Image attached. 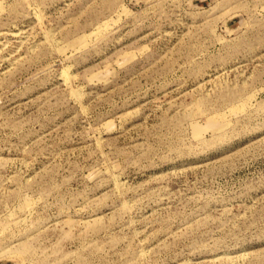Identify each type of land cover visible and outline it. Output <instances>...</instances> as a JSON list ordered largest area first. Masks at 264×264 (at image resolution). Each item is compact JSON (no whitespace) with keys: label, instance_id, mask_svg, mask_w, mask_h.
<instances>
[{"label":"rangeland","instance_id":"374dc122","mask_svg":"<svg viewBox=\"0 0 264 264\" xmlns=\"http://www.w3.org/2000/svg\"><path fill=\"white\" fill-rule=\"evenodd\" d=\"M0 264H264V0H0Z\"/></svg>","mask_w":264,"mask_h":264}]
</instances>
